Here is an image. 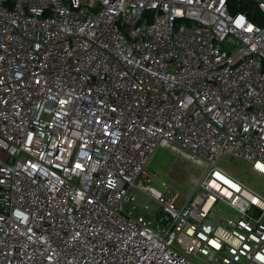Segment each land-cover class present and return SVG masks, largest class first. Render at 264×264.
Instances as JSON below:
<instances>
[{
  "label": "built area",
  "instance_id": "2783aa9c",
  "mask_svg": "<svg viewBox=\"0 0 264 264\" xmlns=\"http://www.w3.org/2000/svg\"><path fill=\"white\" fill-rule=\"evenodd\" d=\"M224 157L264 178V0H0V264H264Z\"/></svg>",
  "mask_w": 264,
  "mask_h": 264
},
{
  "label": "rangeland",
  "instance_id": "374dc122",
  "mask_svg": "<svg viewBox=\"0 0 264 264\" xmlns=\"http://www.w3.org/2000/svg\"><path fill=\"white\" fill-rule=\"evenodd\" d=\"M233 163V164H232ZM220 166L229 172H233L252 191L264 195V178L252 172L244 163L224 157L220 160ZM147 172L152 174V186L164 193L167 186L179 192L177 202L188 196L192 191L191 181L198 177L200 170L192 168L189 161L176 156L168 148L158 146L151 156L147 166ZM214 216L235 215V211L222 202L215 205Z\"/></svg>",
  "mask_w": 264,
  "mask_h": 264
},
{
  "label": "trees",
  "instance_id": "16d2710c",
  "mask_svg": "<svg viewBox=\"0 0 264 264\" xmlns=\"http://www.w3.org/2000/svg\"><path fill=\"white\" fill-rule=\"evenodd\" d=\"M230 7L232 10H235L236 6L234 3L231 2ZM240 11H244L245 13H248V15L250 16V18H252L254 21L256 19H259V17H256L257 15H255L252 10H251V5L250 4H246V5H241V7L239 8ZM257 22V21H256Z\"/></svg>",
  "mask_w": 264,
  "mask_h": 264
}]
</instances>
